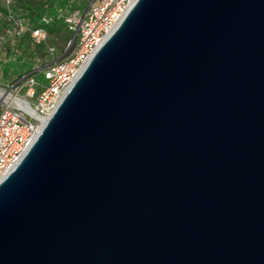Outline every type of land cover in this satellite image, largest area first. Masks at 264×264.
<instances>
[{
    "label": "water",
    "instance_id": "obj_1",
    "mask_svg": "<svg viewBox=\"0 0 264 264\" xmlns=\"http://www.w3.org/2000/svg\"><path fill=\"white\" fill-rule=\"evenodd\" d=\"M0 264H264V0H135L0 181Z\"/></svg>",
    "mask_w": 264,
    "mask_h": 264
},
{
    "label": "built area",
    "instance_id": "obj_2",
    "mask_svg": "<svg viewBox=\"0 0 264 264\" xmlns=\"http://www.w3.org/2000/svg\"><path fill=\"white\" fill-rule=\"evenodd\" d=\"M134 2L91 0L84 15L80 17L74 12L66 19L75 37L65 56L43 67L37 66L29 74L0 87V181L28 151L42 127L41 119L46 121L53 113L81 70ZM7 22V34L17 37L27 34L35 44L41 45L46 43V27L52 23V18L44 15L40 19L41 26L34 27L8 13ZM47 50L54 51L51 47ZM38 75L43 82L38 81Z\"/></svg>",
    "mask_w": 264,
    "mask_h": 264
},
{
    "label": "trees",
    "instance_id": "obj_3",
    "mask_svg": "<svg viewBox=\"0 0 264 264\" xmlns=\"http://www.w3.org/2000/svg\"><path fill=\"white\" fill-rule=\"evenodd\" d=\"M7 0H0V10H2L5 14L3 21L0 23V39H2V36H5V45L0 46V54L5 53H17V57L12 59H0V62L2 63L0 65V69L3 75L4 79L9 78L10 76H13V79H15L16 76H24L26 74H29L32 72L37 66L43 67L45 65H48L59 58H55L52 56V54H49L48 52L44 51L42 45L35 44L31 39L30 36L25 34L20 37L9 35L6 33V31L9 29L8 22H7V16L8 13L12 15L15 19H21L24 20L26 23L38 27L40 25V19L44 15H48L49 12H44L43 9H40V11H34L27 6H23L25 10H29V13L27 16H18L15 13V5L13 3V0H9V3H6ZM72 0H64L62 1L61 9L62 11H65L68 7L69 3ZM23 3V0H21ZM44 12V13H43ZM55 15L57 12L53 10L51 14ZM50 16V15H48ZM51 17V16H50ZM52 24V23H51ZM51 24L46 27V30L48 31L51 27ZM41 59L43 61L42 64L35 65V61ZM40 76V75H39ZM12 79V80H13Z\"/></svg>",
    "mask_w": 264,
    "mask_h": 264
},
{
    "label": "rangeland",
    "instance_id": "obj_4",
    "mask_svg": "<svg viewBox=\"0 0 264 264\" xmlns=\"http://www.w3.org/2000/svg\"><path fill=\"white\" fill-rule=\"evenodd\" d=\"M62 1L64 0H23V3L21 0H13V3L15 5V13L18 16H26L31 13L28 12L23 8V6H27L28 9L31 7L34 11H40V9H43L44 12H49L48 15L52 18V24L49 30L47 31V40L46 43L41 44L44 51L48 52V48H53L54 51L52 53L48 52L49 54H52L56 59L61 58L65 56V54L68 52L69 47L73 46L75 32L70 30L68 28V24L66 22V19L73 14L74 12H78V15L81 17L83 13L86 11L89 3L91 0H72L65 11H62L60 8L62 5ZM55 10L57 13L53 15L51 12ZM43 12V13H44ZM4 12L0 10V23L4 19ZM3 38L0 39V46L5 45V36H2ZM70 44V46H68ZM17 53L8 52L5 54H0V59H8L9 57L14 59L17 57ZM43 61L41 59L35 61V65L42 64ZM2 63L0 62V65ZM1 68V67H0ZM20 77L16 76L15 78ZM13 76H10L7 79L3 78L1 69H0V87H4L6 85H9L12 82ZM37 79L39 82H43L42 76H37Z\"/></svg>",
    "mask_w": 264,
    "mask_h": 264
},
{
    "label": "bare ground",
    "instance_id": "obj_5",
    "mask_svg": "<svg viewBox=\"0 0 264 264\" xmlns=\"http://www.w3.org/2000/svg\"><path fill=\"white\" fill-rule=\"evenodd\" d=\"M42 120V126H43V124L45 123L44 121H45V118L44 119H41ZM47 120V119H46Z\"/></svg>",
    "mask_w": 264,
    "mask_h": 264
}]
</instances>
